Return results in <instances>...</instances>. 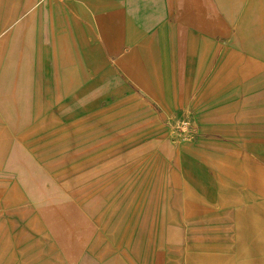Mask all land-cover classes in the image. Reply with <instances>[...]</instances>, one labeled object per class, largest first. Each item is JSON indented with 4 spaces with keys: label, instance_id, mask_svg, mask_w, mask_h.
Listing matches in <instances>:
<instances>
[{
    "label": "rangeland",
    "instance_id": "obj_1",
    "mask_svg": "<svg viewBox=\"0 0 264 264\" xmlns=\"http://www.w3.org/2000/svg\"><path fill=\"white\" fill-rule=\"evenodd\" d=\"M46 2L0 0V264H264L262 75L233 115L139 131Z\"/></svg>",
    "mask_w": 264,
    "mask_h": 264
},
{
    "label": "crops",
    "instance_id": "obj_2",
    "mask_svg": "<svg viewBox=\"0 0 264 264\" xmlns=\"http://www.w3.org/2000/svg\"><path fill=\"white\" fill-rule=\"evenodd\" d=\"M44 10L55 46L97 75L120 115L147 122L139 131L233 115L218 111L246 106L256 71L264 85V0H48Z\"/></svg>",
    "mask_w": 264,
    "mask_h": 264
}]
</instances>
